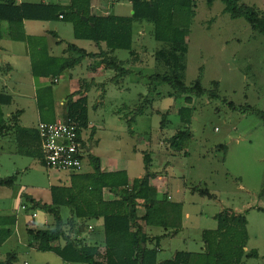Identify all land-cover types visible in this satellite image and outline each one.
<instances>
[{
  "label": "rangeland",
  "instance_id": "obj_1",
  "mask_svg": "<svg viewBox=\"0 0 264 264\" xmlns=\"http://www.w3.org/2000/svg\"><path fill=\"white\" fill-rule=\"evenodd\" d=\"M18 1L34 3L43 0ZM58 1L66 0H46ZM193 2L196 15L187 36L184 83L190 88L201 81L206 94L192 97L189 103L184 96L171 98L174 91L168 85L152 89L150 77L165 72L155 59L163 45L154 39L155 26L152 23L137 21L134 23L136 56L128 51L113 54L130 74L116 82V72H100L95 76L96 84L90 85L87 91V114L93 126L85 137L88 138L95 128L94 156L103 161L105 168H126L132 178L144 175V156H151L150 170L156 175L151 183L159 189L161 197L168 193L170 201L182 203L184 230L175 238L161 241L159 261L172 259L176 252H204L203 233L216 230V216L228 212L246 218L248 240L245 255L257 254V257H244L241 264H264V122L256 114L245 112L247 108H254L264 113V35L254 32L244 18L236 19L226 13L221 0L212 5L207 0ZM108 4L110 15L130 17L134 14L130 0H108ZM240 5L264 11V0H242ZM55 22L62 29V39L89 52L95 51L91 42L75 39L71 23ZM35 25L39 31L46 26L44 23ZM13 46L17 48L21 44ZM61 51L62 47L53 45L54 55ZM18 55L19 52L14 55L6 51L2 53L0 67L7 63H21L22 66L10 75L0 69V90L7 87L16 95L20 90L33 94L31 75L25 70L26 61ZM89 64L85 61L82 67L72 72L75 82L93 77L86 71ZM52 83L47 81L46 85L58 97L71 91L67 78ZM214 83L219 84V89L218 97L213 98L210 94L214 91ZM32 94H28L26 100L16 97L15 105L5 108L6 112L14 113L17 109H26L21 126L28 129L39 125ZM57 107V117L63 120L60 98ZM182 107L193 111L192 138L181 152L171 148L169 141L178 132L188 129L179 115ZM141 110L143 115L138 116L135 123L129 122ZM15 147L13 137L0 139V177H11L20 171L18 184L39 189L41 199L48 201L51 186L65 181L66 173L47 169L41 162L35 169H30L32 161L28 157L9 155L8 152ZM91 171L86 158L82 173ZM193 187L207 189L215 199L192 194ZM5 193L0 190V195ZM21 204H27L25 198L11 202L0 196V215L10 212L12 206L18 205L20 209ZM36 210L40 217L48 216L41 208ZM61 216L69 218L70 209L63 208ZM85 224L95 229L84 230L82 234L87 241L103 234V227L97 220H88ZM153 232L162 234L159 228ZM12 252L17 256L14 264L63 262L53 253L29 251L28 255L24 254L23 245L16 236L0 246V262ZM97 259L103 260L104 256L100 254Z\"/></svg>",
  "mask_w": 264,
  "mask_h": 264
},
{
  "label": "trees",
  "instance_id": "obj_2",
  "mask_svg": "<svg viewBox=\"0 0 264 264\" xmlns=\"http://www.w3.org/2000/svg\"><path fill=\"white\" fill-rule=\"evenodd\" d=\"M16 1L0 0V25H9L12 40L25 39V21H57L63 16L64 21L73 25L76 40L93 42L100 50L97 54L88 53L74 44H69L66 50L69 58L54 57L35 62L33 72L37 77L57 78L80 66L85 60L92 59L98 60L99 66L104 70L116 72V82L126 78L130 71L123 67V63L116 59L113 53L128 51L132 56H136L134 23L145 21L155 26L154 39L163 45L155 54V59L165 72L150 77L152 89L168 85L174 91V94H170L171 98L184 96L189 103L192 97L198 98L206 94L201 81H197L190 88L184 83L188 53L187 36L196 15L193 0H131L134 14L130 17L94 16L91 13V0H70L69 6L45 3L18 5ZM215 1L217 0H207L209 5ZM221 1L226 6V13L236 19L244 18L254 32L264 35V11L240 5L242 0ZM83 17L88 18V21L85 22ZM102 45H105V49ZM213 86L214 91L210 96L218 97L219 84L214 83ZM85 90L83 88L82 91L67 97L63 121L74 120L87 129L90 121L87 99L83 97ZM78 95L82 97L74 100ZM11 103L10 95L0 93V138L14 131L21 117V112H17L9 120L5 119L2 109ZM192 111V108L182 107L179 112L188 129L178 132L170 139V147L177 151L185 150L192 138ZM245 112L256 114L264 122V113L254 108H247ZM140 115H143L142 110L129 122L135 123ZM94 136L93 128L90 139ZM31 154L45 166L40 139L39 150L35 149ZM88 159L93 172L73 174L70 188L53 187L51 204L34 203L30 200L33 209L41 208L56 221L54 228L28 230L30 246L37 251L55 253L66 264H241L244 257H257L255 252L245 255L248 240L246 218L227 212L216 216V230L203 233L206 247L204 252H176L172 259L159 261L161 241L164 238H175L184 230V216L182 203L172 202L166 195L161 198L158 189L152 185L151 180L156 175L150 170L151 156H144V176L132 182L126 171L103 173L100 158L90 154ZM16 183V175L0 180L1 186L9 188L14 187ZM105 189L114 194L112 201L104 200ZM191 193L215 199L207 189L193 187ZM62 208H69L72 213L66 224L62 222ZM100 219H103V245L106 249L104 260L97 259V246L88 245L80 238L74 237L76 232L83 233L85 227H88L85 224L80 225L81 222ZM158 228L162 230V234L151 232ZM62 241L64 245L59 244ZM16 261V253L12 252L0 264H14Z\"/></svg>",
  "mask_w": 264,
  "mask_h": 264
},
{
  "label": "crops",
  "instance_id": "obj_3",
  "mask_svg": "<svg viewBox=\"0 0 264 264\" xmlns=\"http://www.w3.org/2000/svg\"><path fill=\"white\" fill-rule=\"evenodd\" d=\"M16 2L18 5H21V4H42V3L59 4L61 6H69L70 5V0H66L65 2H59V1L58 2H45L43 0L41 2H34V3L17 0ZM108 5H109L108 0H91V13H92V15L98 16V17L109 16L110 13H109ZM132 11H133V8H132ZM114 16H116V15H114ZM120 17H123V16H120ZM59 20L64 21L63 19H59ZM53 22L56 23L55 21H49V22L25 21L23 24V37L25 39L22 41H14L11 39L10 33H9L10 32L9 25L7 23H1V25H0V58H1L2 53H4L5 51L10 53L11 55H14L16 52H19L20 55H18V57H21L26 61L24 64L25 70L30 73L31 79H32V84H33V94H32V91L30 93H25L24 90H20L19 93L16 95V94H13L10 91H8L7 87H4L2 90H0V93H6L12 97L11 105L6 106L2 109L3 113L5 114V119L9 120L13 114H15L17 112H21V117H20V120L18 122V125L16 126V129L14 131L10 132V134L5 135L2 138L13 137V139L16 143V147L14 149H12L10 152H8L9 155L13 156V157L14 156H16V157H28L32 161L30 163V166H29L30 169L31 168L35 169V167L37 165H39V163H40L39 159H36L33 156H31L32 155L31 153L33 150H35V149L39 150V139H38L39 135H38V131H37L38 126L32 128V129H28L26 127L21 126L22 118L26 114V109H17L16 112L14 113L11 111L6 112L5 108L14 106L16 97H20L21 99L26 100L28 98V94H32V98L35 101V106H36L38 117H39V123L38 124H40L42 122L43 123L56 122L58 120H61L57 117L58 116L57 113L59 112V108L57 107V102H58L59 98L61 100V105H62L61 116L63 117L64 116V103L66 102L67 97L76 93V92L82 91L83 88L88 90L90 88V85L96 84L95 83V76H97L100 72L106 71V70H104L103 67L99 66L98 60L87 59L85 61H88L90 64L86 66V71L88 73L90 72L89 76H93L91 79L90 78L89 79L80 78V80L78 82L74 81V76H73L72 72L76 68L82 67L85 61L80 66L76 67L73 70L66 71L65 73H63L62 75H60L57 78L37 77L33 72V65L35 64V62L41 61V60L46 61V60H48V58H54V57H60V58H69L70 57L68 54H66V50H67L68 45L72 44V43H69L68 41L62 39L61 27L57 23L54 24ZM35 23H44V25H46V26L44 27L43 30L39 31L38 30L39 28L35 25ZM140 33L141 32L139 31V34ZM73 34H74V32H73ZM52 41H55V42H52ZM80 41H83V40H80ZM87 42H90V41H87ZM11 43H13V44H11ZM15 43L16 44L19 43V44H21V46L15 48V46H13V45H15ZM91 43L94 45L93 47L95 48V51H92V52H89L86 49L79 47L78 45H76V46L80 49L86 50L88 53H95V54L99 53L100 50H99L98 46L96 44H94L93 42H91ZM53 45L54 46L57 45V46L62 47V51L60 52L59 55H54ZM102 48L105 49V45H102ZM0 63H2L1 59H0ZM20 66H22L21 63H19V64L7 63V65L1 66L0 69L2 71L6 72L8 75H10L12 72H14V70L16 68H18ZM62 77L68 79L69 88L71 91L66 93L65 96L58 97L59 95L56 94L54 92V90L49 87V85H46V83H47V81H50L51 83L52 82L57 83V82H59V79ZM37 80L40 82H37ZM73 82H74V84L72 85L71 83H73ZM54 83H52V84H54ZM78 84H79V87H78ZM86 90H85V95H83V97H86V99H87L88 97H87ZM41 95L42 96L47 95V97L46 98L41 97ZM81 97H82L81 95H78L74 98V100H78ZM159 113L161 114V112H159ZM2 138H0V139H2ZM96 142L97 141H96L95 136H94V138L92 139L93 144H92V148H91L93 155H94V153H93L94 152L93 151L94 150V144ZM101 170L103 173H115V172H119V171H126L128 176H129L130 182H132L134 179H136V178H132L129 175V172L126 168H124V169L105 168V165H104L102 160H101ZM21 172L24 173L23 170ZM92 172H93V169L91 172L83 173V174H90ZM65 173H66L65 181H63L60 185H52L51 186L48 201H43L41 199V194L39 192V189H36L35 187H32L31 185H25L24 186V185L18 184L20 171L15 173V175L17 176V183L14 187L9 188V187L0 185V190L6 191L5 194L0 195V196H4L6 198H9L11 200V202H14L17 199L22 200L23 198H25L27 201V204H28V205L27 204H21L20 209L17 208L18 205H16V207L12 206V210L10 212H4L3 215H0V242H1L0 246H3L6 243L10 242L12 237L16 236L23 245V250L25 251L24 254L28 255L29 251H37L36 249H34L30 246L31 240H30L29 235H28V230L29 229L44 230L47 228H54L56 225V221H55L53 216H50L48 214H47L48 216L40 217V215L37 214V210L33 209L32 205L30 203V200H33L34 203H41V204H48V205L51 204L53 202L52 192H51V189L53 187L70 188L72 186L73 174L69 173V172H65ZM9 177H5V178L0 177V180L6 179ZM142 177L140 176L138 178H142ZM158 191H159V189H158ZM103 195H104L105 201H112L114 199V194L108 189L104 190ZM166 196H169L168 193H166ZM163 197H161V198H163ZM22 206H27L28 209L22 210ZM62 209H61V211H62ZM30 213H32V215ZM34 214H36V217H34ZM71 214L72 213L70 210V217L69 218L64 219L63 216H61L63 224H66L71 219V217H72ZM97 221L103 227V219H100ZM82 224L84 225L85 222H83V223L81 222L80 225H82ZM46 226H47V228H46ZM90 227H92V226L89 225L88 227H85L84 230L90 229ZM93 230H95V229L92 227V231ZM151 232L154 234H157V233L153 232V230H151ZM74 237L80 238L81 240H83L84 243H87L88 245L97 246L99 248V255L101 254V255L105 256L106 249L103 245L104 234H97L95 236H92L91 240H89V241H87V239L83 237L82 233L79 234L78 232H76ZM59 244L64 245V242L62 241ZM37 252H39V251H37ZM53 254H55V253H53ZM23 264H29V263H28V261H25ZM46 264H50V263H46ZM57 264H64V263L59 262Z\"/></svg>",
  "mask_w": 264,
  "mask_h": 264
},
{
  "label": "built area",
  "instance_id": "obj_4",
  "mask_svg": "<svg viewBox=\"0 0 264 264\" xmlns=\"http://www.w3.org/2000/svg\"><path fill=\"white\" fill-rule=\"evenodd\" d=\"M92 126L89 122L88 128L84 129L74 120L40 123L37 131L45 167L58 172L82 173L84 160L92 154L91 131L89 137H85ZM22 210L26 207L22 206Z\"/></svg>",
  "mask_w": 264,
  "mask_h": 264
},
{
  "label": "water",
  "instance_id": "obj_5",
  "mask_svg": "<svg viewBox=\"0 0 264 264\" xmlns=\"http://www.w3.org/2000/svg\"><path fill=\"white\" fill-rule=\"evenodd\" d=\"M83 19H84V21H85V22H87V21H88V18H86V17H83Z\"/></svg>",
  "mask_w": 264,
  "mask_h": 264
}]
</instances>
